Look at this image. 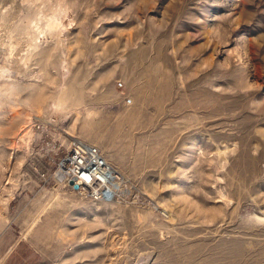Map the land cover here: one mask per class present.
Segmentation results:
<instances>
[{
	"label": "rangeland",
	"instance_id": "1",
	"mask_svg": "<svg viewBox=\"0 0 264 264\" xmlns=\"http://www.w3.org/2000/svg\"><path fill=\"white\" fill-rule=\"evenodd\" d=\"M0 264H264V0H0Z\"/></svg>",
	"mask_w": 264,
	"mask_h": 264
},
{
	"label": "built area",
	"instance_id": "2",
	"mask_svg": "<svg viewBox=\"0 0 264 264\" xmlns=\"http://www.w3.org/2000/svg\"><path fill=\"white\" fill-rule=\"evenodd\" d=\"M36 127L40 128V124L34 123L33 128ZM37 138L43 143V133L34 141H37ZM56 141L53 139L54 145L48 155L43 152L45 149L43 144L39 147L42 158L46 157L55 167L54 172L51 173L52 180L57 184L67 183V186L72 188L70 182L73 181L78 185L77 192L91 199L109 202L116 198L114 185L118 176L113 172V168L98 146L83 141H73L65 149L61 159L56 160L61 149V144L57 145Z\"/></svg>",
	"mask_w": 264,
	"mask_h": 264
},
{
	"label": "bare ground",
	"instance_id": "3",
	"mask_svg": "<svg viewBox=\"0 0 264 264\" xmlns=\"http://www.w3.org/2000/svg\"><path fill=\"white\" fill-rule=\"evenodd\" d=\"M33 124V123H32ZM72 139H74V138H72ZM72 142H73V140H72ZM70 144L71 143H69V146H70ZM112 167V166H111ZM113 168V167H112ZM113 170V172L118 176V174H117V172H116V170L115 169H112ZM118 178H119V176H118ZM117 178V179H118ZM63 184H66L67 185V183H64V182H62ZM117 181H116V184L114 185V194L116 193V190H117ZM74 188V187H73ZM75 189V188H74ZM78 189H76V191H77ZM113 201V200H112Z\"/></svg>",
	"mask_w": 264,
	"mask_h": 264
},
{
	"label": "water",
	"instance_id": "4",
	"mask_svg": "<svg viewBox=\"0 0 264 264\" xmlns=\"http://www.w3.org/2000/svg\"><path fill=\"white\" fill-rule=\"evenodd\" d=\"M70 184L73 185V187H74L75 189H78V185H77V184H74L73 181H71Z\"/></svg>",
	"mask_w": 264,
	"mask_h": 264
}]
</instances>
